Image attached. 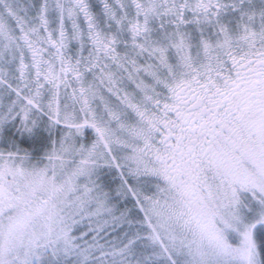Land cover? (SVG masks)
<instances>
[{
	"label": "rangeland",
	"instance_id": "obj_1",
	"mask_svg": "<svg viewBox=\"0 0 264 264\" xmlns=\"http://www.w3.org/2000/svg\"><path fill=\"white\" fill-rule=\"evenodd\" d=\"M75 1L0 0V264H264L255 145L228 179L242 182L240 201L221 180L191 207L147 157L143 115L159 84L142 73L158 70L124 51L108 60L87 38L81 50Z\"/></svg>",
	"mask_w": 264,
	"mask_h": 264
},
{
	"label": "flooded vegetation",
	"instance_id": "obj_2",
	"mask_svg": "<svg viewBox=\"0 0 264 264\" xmlns=\"http://www.w3.org/2000/svg\"><path fill=\"white\" fill-rule=\"evenodd\" d=\"M75 2L81 50L87 38L92 51L108 60L124 51L129 66L141 58L158 70L156 77L142 73L144 81L159 84L143 115L152 169L184 193L191 207H200L205 185L214 189L223 181L239 190L240 201L242 182L228 179L240 174L237 166L249 167V142L264 160V0ZM187 31L195 40L185 38ZM102 37L113 51H104ZM178 37L185 43L182 60L174 51ZM218 39L228 45L218 46ZM201 42L204 54L194 49ZM82 68L83 76L97 67Z\"/></svg>",
	"mask_w": 264,
	"mask_h": 264
}]
</instances>
